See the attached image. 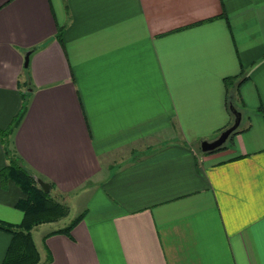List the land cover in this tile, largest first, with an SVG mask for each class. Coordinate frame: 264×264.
<instances>
[{"label":"crops","instance_id":"obj_1","mask_svg":"<svg viewBox=\"0 0 264 264\" xmlns=\"http://www.w3.org/2000/svg\"><path fill=\"white\" fill-rule=\"evenodd\" d=\"M232 77L238 132L202 152ZM6 141L84 213L32 230L42 264H264V0H0V220L19 224Z\"/></svg>","mask_w":264,"mask_h":264},{"label":"trees","instance_id":"obj_2","mask_svg":"<svg viewBox=\"0 0 264 264\" xmlns=\"http://www.w3.org/2000/svg\"><path fill=\"white\" fill-rule=\"evenodd\" d=\"M56 37L60 43H63L62 28L60 26H58ZM36 48L37 47H33L30 50L34 51ZM23 70L29 77L28 65L24 66ZM224 81L228 92L226 98L228 109L230 110V106L232 105L240 110L235 102V94L240 82L238 80L236 81V77L225 78ZM230 87L233 88L232 93L229 92ZM23 97L24 101L20 112L14 118L10 126L3 131V135L6 138H8L14 128L19 124L25 112L27 107V96L24 95ZM237 132L238 127L231 133L229 138ZM197 143L198 148L200 149V141ZM224 147L225 144L216 150L223 149ZM6 153L8 154L9 162L3 167L1 177L2 179L12 180L21 190L23 197L17 201L16 207L22 211L23 218L19 224H11L0 220V230L7 232L10 235V242L1 264H42L31 230L33 227L41 223L58 220L67 215L69 209L65 204L55 200L51 196L50 190L48 192L43 191L38 185L36 179L30 173L29 169L24 165L22 159L10 150L8 141H6ZM50 187H52V185H50ZM83 215L84 213L80 212L71 219L67 225L53 230L49 234L63 233L69 235L72 228L83 218ZM49 260L50 256L48 255L46 262Z\"/></svg>","mask_w":264,"mask_h":264},{"label":"water","instance_id":"obj_3","mask_svg":"<svg viewBox=\"0 0 264 264\" xmlns=\"http://www.w3.org/2000/svg\"><path fill=\"white\" fill-rule=\"evenodd\" d=\"M28 55L29 52H27L24 56V66L28 65ZM230 110L233 114V122L231 125L226 127L224 130H222L216 138L213 140H202L200 142V149L202 152H211L219 147H221L226 140L229 138L231 133L236 130V128L239 126L240 120H241V112L234 106H230ZM38 185L43 189L44 192H48L50 190V184L47 182H44L40 179L36 180Z\"/></svg>","mask_w":264,"mask_h":264},{"label":"rangeland","instance_id":"obj_4","mask_svg":"<svg viewBox=\"0 0 264 264\" xmlns=\"http://www.w3.org/2000/svg\"><path fill=\"white\" fill-rule=\"evenodd\" d=\"M50 194H51V196H52L55 200H57V201H59V202L65 204V205L68 207V209H69L68 203H66L64 199H62V198H58V197L56 198V197L54 196L53 191H50ZM78 212H79L78 209H76V207H73V206H72V207L69 209L68 214L65 215V216H63V217H61V218H59L58 220L53 221V222H55V223L48 224V223H50V222H45V223H41V224L37 225V226H39V227H38L37 229L34 230V231H35V232H34V240H35V242H37L38 244H40V242H41V236H42V234H43L45 231H48L49 229H52V228H58V227H63V226H65V225H67V224L70 222V220L73 219V218L78 214ZM42 224H47V225H42ZM40 225H42V226H40ZM37 226H35V227H37ZM35 227H33L32 230H33ZM32 230H31V233H32Z\"/></svg>","mask_w":264,"mask_h":264}]
</instances>
